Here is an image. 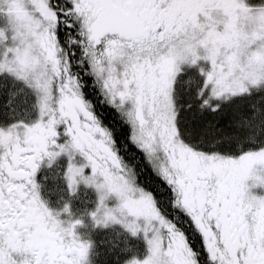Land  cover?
<instances>
[{
  "label": "snow or ice",
  "instance_id": "snow-or-ice-1",
  "mask_svg": "<svg viewBox=\"0 0 264 264\" xmlns=\"http://www.w3.org/2000/svg\"><path fill=\"white\" fill-rule=\"evenodd\" d=\"M61 160L124 264H264V0H0V264H92Z\"/></svg>",
  "mask_w": 264,
  "mask_h": 264
},
{
  "label": "trees",
  "instance_id": "trees-1",
  "mask_svg": "<svg viewBox=\"0 0 264 264\" xmlns=\"http://www.w3.org/2000/svg\"><path fill=\"white\" fill-rule=\"evenodd\" d=\"M55 184V186H54ZM49 184L48 188L50 190L65 194V188L60 187L56 183ZM54 187V189H53ZM60 196V195H59ZM66 196V194H65ZM75 198L74 203L71 202V208H75V216L83 217V211L79 213V207L85 203V199L79 202ZM93 199L88 200L85 204V209H87L85 220H88L89 208H92ZM88 231L86 232L87 239H90L94 243V248L92 249L91 260L93 264H123V262L129 259L133 254H142L144 252V242L140 238L130 237L121 227L116 225L104 228V229H93L92 224L89 223Z\"/></svg>",
  "mask_w": 264,
  "mask_h": 264
},
{
  "label": "flooded vegetation",
  "instance_id": "flooded-vegetation-1",
  "mask_svg": "<svg viewBox=\"0 0 264 264\" xmlns=\"http://www.w3.org/2000/svg\"><path fill=\"white\" fill-rule=\"evenodd\" d=\"M66 167V163L65 161L61 160L60 163L52 168L49 169L48 167H42L40 169V171L37 174V181L38 183L41 185V195L42 198L47 202L48 206L53 209V210H60L64 207L65 203H67L70 207V212H71V216L72 219H77L75 216V208H71V202L74 200L75 198H78L77 200L80 202L83 198V200L85 201V203L82 204V206H80L79 208V213H81V211H83V217H78V218H82V220L85 219L86 217V212L87 209H85V204L88 202V200L93 199L96 200L97 199V194L94 188L89 187V186H85L84 184H80L78 186V190L75 194H71L66 186V182L64 179V170ZM86 174H87V170H86ZM56 183L57 185H59L62 188H65V194L61 193L62 191L58 192V190L56 189V191L54 192V190H50V188H48L49 184H54ZM55 186V184H54ZM54 189V187H53ZM257 195H264V189H254L253 190ZM60 195V196H59ZM94 205L96 204L95 202L93 203ZM94 205L92 206L93 208H89V212H91L92 210H94ZM88 212V213H89ZM88 217V216H87ZM63 219H66L67 216L63 215L62 216ZM86 229V228H85ZM87 230V229H86ZM78 231H80L82 234L84 232V229H82V227L78 228ZM84 235V234H83Z\"/></svg>",
  "mask_w": 264,
  "mask_h": 264
},
{
  "label": "rangeland",
  "instance_id": "rangeland-1",
  "mask_svg": "<svg viewBox=\"0 0 264 264\" xmlns=\"http://www.w3.org/2000/svg\"><path fill=\"white\" fill-rule=\"evenodd\" d=\"M97 194V193H96ZM96 202H97V200H96ZM96 207V206H95ZM83 225L86 227L88 224L86 223V222H84L83 221ZM116 226H118V227H120L119 225H116ZM82 229H84L83 227H82ZM77 231H78V229H77ZM84 231H85V229H84ZM79 232V231H78ZM81 234V233H80ZM81 236L83 237V234H81ZM86 237V236H85ZM84 238V237H83ZM86 239V238H85ZM144 242V241H143ZM144 247H145V244H144ZM93 264V263H92ZM123 264H124V262H123Z\"/></svg>",
  "mask_w": 264,
  "mask_h": 264
}]
</instances>
